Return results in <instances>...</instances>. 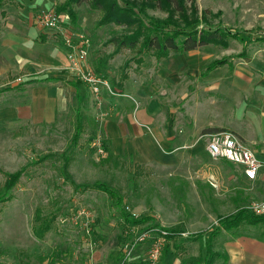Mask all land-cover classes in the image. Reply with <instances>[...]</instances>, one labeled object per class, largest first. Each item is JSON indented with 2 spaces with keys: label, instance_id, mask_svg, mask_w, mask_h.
Segmentation results:
<instances>
[{
  "label": "rangeland",
  "instance_id": "obj_1",
  "mask_svg": "<svg viewBox=\"0 0 264 264\" xmlns=\"http://www.w3.org/2000/svg\"><path fill=\"white\" fill-rule=\"evenodd\" d=\"M20 1L23 0H9L7 10L4 5L2 10L6 14L0 16V29L6 25L4 18L20 13L17 8ZM65 1L40 0L41 4L32 13L37 17L42 11L57 12L56 8ZM196 1L197 17L202 16L203 9L212 11L204 14L208 23L200 21L198 27L220 25L230 29L233 36L227 38L228 44L212 43L183 54H171L163 60L150 53L143 54L140 64L131 63L129 78L122 85L123 95L114 96L106 91L98 100L86 89L80 105L85 116L84 129L78 144L68 153L72 158L69 172L77 183H108L124 198L122 207L126 211L136 218H146L143 224L135 225L136 229L154 226L176 233L175 237L164 240L162 264H203L207 241L201 231L214 224L219 215L233 213L262 200L264 195L258 183L252 185L245 181L237 165L209 155L206 150L208 135L219 129L197 125L196 119L186 115L182 101L190 95L200 68L208 61L228 56L245 68L252 67L248 64L251 60L261 61L257 58L262 56L261 51L264 52V0ZM75 10L77 25L65 12L57 13L65 25L90 36L94 43L91 59L96 68L98 57L114 50L106 41L125 30L113 23L99 26V12L91 10L86 2L75 6ZM148 13L160 18L168 16L162 10L149 9ZM188 14L191 16L190 11ZM241 54L247 57L242 58ZM133 56L129 49H122L109 60L103 75L114 86L121 87L117 85L121 71ZM23 78L18 79L19 83ZM113 96L117 99H108ZM125 97L131 98L140 111L155 112L156 123L169 128L179 148L170 152L167 164L141 163L128 153L109 156L105 141L111 151L112 147L103 123L112 117V105ZM105 99L113 104H105ZM78 106L76 101L69 104L53 123H35L29 118L22 125L0 129V189L8 173L27 166L12 191L14 198L0 203V264H115L123 244L132 237V227L125 224L119 207L113 205L108 193L76 191L63 177V154L77 130ZM152 121L154 118L150 123ZM145 126L149 129L151 125ZM98 136L104 143V156L97 154L92 146ZM47 154L53 155L34 164ZM37 208L47 214H57L52 229L42 239L33 231ZM86 213L91 220L89 233ZM241 231L245 236L264 241V222L247 223L241 226ZM233 236L223 229L213 237L216 253L213 264H228L225 244ZM139 252L136 251L137 255Z\"/></svg>",
  "mask_w": 264,
  "mask_h": 264
},
{
  "label": "crops",
  "instance_id": "obj_2",
  "mask_svg": "<svg viewBox=\"0 0 264 264\" xmlns=\"http://www.w3.org/2000/svg\"><path fill=\"white\" fill-rule=\"evenodd\" d=\"M20 2L19 15L4 18L6 25L0 29V129L22 125L29 118L35 123H53L69 104L76 101L79 105L75 83L81 81L67 69L69 59L61 36L35 23L32 10L41 4L40 0ZM260 54L257 59L261 61L251 60L249 68L227 56L228 63L206 71L208 61L200 68L190 95L182 101L186 115L196 119L197 125L234 133L264 164V52ZM241 57L246 58L247 54ZM22 77L25 78L19 83ZM81 84L83 93L87 89L91 94L87 86ZM120 89L123 92L124 87ZM119 100L114 105L105 99V104H113L112 117L103 123L112 152L133 154L141 163L167 164L170 152L179 148L169 128L156 123L155 112L146 114L144 109L135 108L131 98ZM151 118H154L152 123ZM146 124H150L151 129ZM242 175L245 181L252 185L258 183L259 189L264 191V166L253 182ZM263 198L264 195L260 199ZM202 237L206 240L207 234ZM225 248L228 264H264V241L255 237L233 236Z\"/></svg>",
  "mask_w": 264,
  "mask_h": 264
},
{
  "label": "trees",
  "instance_id": "obj_3",
  "mask_svg": "<svg viewBox=\"0 0 264 264\" xmlns=\"http://www.w3.org/2000/svg\"><path fill=\"white\" fill-rule=\"evenodd\" d=\"M8 1L9 0H0V16H5V10H2V8ZM84 2L89 5L91 10L99 12V26L113 23L121 26L125 30V32L113 35L106 41V44H112L114 46V50L108 55L98 57L95 68L98 73L103 75V71L108 65L109 60L122 49H129L134 53V56L125 62L120 79H118L117 82L118 86H122L124 81L129 78L131 63L135 62L140 64L143 54L150 53L158 60H163L168 58L171 54L196 50L212 43L227 45V38L233 36L230 29L223 28L220 25L216 27L209 25H206V27L205 25L204 27H198L200 21H205L206 16L204 14L211 13L212 11L210 9H203L202 16L197 17L196 15L199 8L196 0H66L59 5L56 10L58 13L65 12L72 23L77 25L78 13L75 10V6ZM149 9L165 11L168 16L167 18H160L151 15L148 13ZM189 11L191 12V16L188 14ZM205 22L208 23L207 21ZM228 62V57L211 60L206 65V71H210ZM75 85L79 91L77 130L72 137L69 148L63 154V177L74 185L76 191L85 192L88 190H99L108 193L113 199V205L119 207L121 217L126 225L135 227V225L143 224L146 218H136L132 213L126 211L124 207H122L124 198L119 191L111 185L104 181L77 183L71 172H69L72 158L68 153L73 146L78 144L81 138L85 118L80 107L85 99L84 90L81 82H76ZM105 145L106 150L109 152V156L113 155L107 141H105ZM52 155H44L34 161V164H39ZM26 168L27 166H24L15 172L8 173V179L3 189H0V203H6L14 198L12 191L17 186ZM134 174H136V171ZM56 218V213L47 214L43 212L42 208L36 209L33 231L37 238L42 239L45 234L52 229ZM263 222L264 214H256L245 206L238 208L235 212L228 215H219L217 221L201 233V235L207 234V252L203 264H213L215 261L214 257L216 253L213 251L212 242L213 237L218 235L219 231L227 229L234 236L242 235V225L247 223L256 225ZM175 234L176 233H173L168 237L173 238ZM227 259L228 255L225 254V260Z\"/></svg>",
  "mask_w": 264,
  "mask_h": 264
},
{
  "label": "built area",
  "instance_id": "obj_4",
  "mask_svg": "<svg viewBox=\"0 0 264 264\" xmlns=\"http://www.w3.org/2000/svg\"><path fill=\"white\" fill-rule=\"evenodd\" d=\"M35 23L61 36L69 59L67 69L87 86L93 97L100 100L106 91L111 95H123L120 87L114 86L104 75L98 73L91 63L90 51L93 43L90 36L87 35V37L86 33L65 25L60 14L54 10L39 13L35 17ZM92 146L97 154L106 155L100 136L95 138ZM207 150L214 159H225L229 163L240 166L244 176L252 182L258 178L264 166L258 155L230 131L221 130L208 135ZM245 207L256 214H264V199ZM83 213L84 211L81 212ZM90 222L89 215L86 213L88 233ZM130 232L132 237L123 244L120 258L115 264H162L164 240L172 233L167 229L154 226L142 229L132 227ZM137 250L140 251L138 255Z\"/></svg>",
  "mask_w": 264,
  "mask_h": 264
}]
</instances>
